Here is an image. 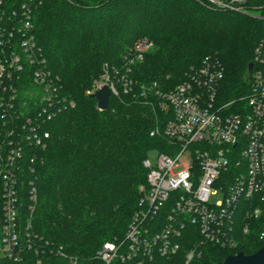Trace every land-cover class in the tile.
Returning <instances> with one entry per match:
<instances>
[{"label":"trees","instance_id":"obj_1","mask_svg":"<svg viewBox=\"0 0 264 264\" xmlns=\"http://www.w3.org/2000/svg\"><path fill=\"white\" fill-rule=\"evenodd\" d=\"M25 1L6 0L9 8ZM248 7L250 13L221 9L207 0H37V42L74 106L46 123L51 135L45 148L28 150L35 160L23 175L19 222L22 238L34 247L25 246L22 264H68L67 256L78 257L80 264H99L95 254L103 243L125 237L139 209L140 186L147 182L144 159L153 151H170L165 136L150 134L171 118L160 108L157 90L173 89L211 60L223 73L219 102L245 105L260 68L256 47L264 39V0H250ZM143 37L154 47L127 72L126 55ZM106 64L112 74L125 73L133 86L112 94L109 107L100 110L88 91ZM23 83L18 108L27 113L37 90ZM261 207L258 218L238 214L236 248L206 243L188 264H217L230 254L262 248L264 201ZM245 224L250 225L247 233ZM194 244L187 239L178 254L157 255L144 264H184ZM9 262L0 257V264ZM112 264L137 263L116 259Z\"/></svg>","mask_w":264,"mask_h":264},{"label":"built area","instance_id":"obj_2","mask_svg":"<svg viewBox=\"0 0 264 264\" xmlns=\"http://www.w3.org/2000/svg\"><path fill=\"white\" fill-rule=\"evenodd\" d=\"M207 2L250 13V0ZM36 5L37 0H27L9 8L6 0H0V257L8 258V264H22L25 246L34 247L22 238L19 222L23 175L35 160L28 150L45 148L51 135L46 123L67 105L74 106L62 93L61 78L48 68L37 42ZM153 47L148 37L138 39L123 68L130 71V65ZM256 60L260 68L254 72L245 105L239 108H233L231 101L219 102L223 73L211 60L173 89L156 91L160 108L171 118L150 134L165 136L170 151L159 152L155 162L150 156L144 159L147 182L140 186L139 209L125 237L107 241L97 251L99 264L116 259L144 264L157 255L170 258L184 249L187 239L197 246L186 250V264L201 255L198 246L206 243L238 246V214L244 211L247 219L257 217L264 201V39L256 47ZM24 80L37 90L35 106L27 113L18 108ZM104 85L110 86L111 95H118L121 89L132 91L133 81L120 71L112 74L106 64L88 93ZM215 189L223 190L224 196L211 203ZM36 192L31 182L34 201ZM249 228L245 224L244 232ZM67 257L68 264H80L78 257Z\"/></svg>","mask_w":264,"mask_h":264},{"label":"water","instance_id":"obj_3","mask_svg":"<svg viewBox=\"0 0 264 264\" xmlns=\"http://www.w3.org/2000/svg\"><path fill=\"white\" fill-rule=\"evenodd\" d=\"M253 69V62L249 64V71ZM111 88L104 85L102 88L92 94L96 98L97 106L101 110H106L109 107ZM217 264H264V246L252 254H246L244 251H239L236 254L228 255L225 260Z\"/></svg>","mask_w":264,"mask_h":264},{"label":"rangeland","instance_id":"obj_4","mask_svg":"<svg viewBox=\"0 0 264 264\" xmlns=\"http://www.w3.org/2000/svg\"><path fill=\"white\" fill-rule=\"evenodd\" d=\"M253 14V16H255V17H258V18H263L260 14H258V13H255V12H253L252 13ZM101 76H102V74H101ZM98 80V79H97ZM158 154H159V151H153V152H151V154H150V157H151V159L153 160V162H155V160H156V158H157V156H158ZM187 159H188V157L187 158H183V161H187ZM216 191H215V193L211 196V198H210V202L211 203H216V202H218V201H220L221 199H223V196H224V192H223V190H221V189H215ZM262 210H263V208L261 207V214H262ZM260 214V215H261ZM259 215V216H260ZM254 218H258V216L257 217H254ZM238 235H239V233H238ZM105 242H107V241H105ZM104 242V243H105ZM197 242V241H196ZM103 243V244H104ZM103 246V245H102ZM101 246V247H102ZM194 246H195V244H194ZM100 247V248H101ZM193 247V246H192ZM192 247H190V248H192ZM99 248V249H100ZM189 248V249H190ZM98 249V250H99ZM97 250V251H98ZM188 250V249H187ZM97 253V252H96ZM95 256H96V254H95ZM96 259V258H95ZM94 264V263H93ZM184 264H186V263H184Z\"/></svg>","mask_w":264,"mask_h":264}]
</instances>
